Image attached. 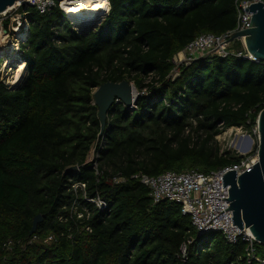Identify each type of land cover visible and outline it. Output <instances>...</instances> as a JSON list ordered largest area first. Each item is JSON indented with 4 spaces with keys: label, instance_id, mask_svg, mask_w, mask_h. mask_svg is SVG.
Segmentation results:
<instances>
[{
    "label": "trees",
    "instance_id": "trees-1",
    "mask_svg": "<svg viewBox=\"0 0 264 264\" xmlns=\"http://www.w3.org/2000/svg\"><path fill=\"white\" fill-rule=\"evenodd\" d=\"M237 1L109 0L107 16L87 34L57 7L29 10L22 77L14 87L0 78V264H264L244 260V240L198 235L179 203H154L131 177L209 173L241 159L221 151L216 136L256 126L264 60L232 52L173 62L198 35L233 30ZM241 49L233 40L230 50ZM122 80L138 92L135 107H110L100 134L93 92ZM93 147L98 174L87 162ZM74 182L106 209L86 203ZM75 198L88 217L71 212ZM37 214L43 220L29 235ZM256 249L264 258V245Z\"/></svg>",
    "mask_w": 264,
    "mask_h": 264
},
{
    "label": "built area",
    "instance_id": "built-area-1",
    "mask_svg": "<svg viewBox=\"0 0 264 264\" xmlns=\"http://www.w3.org/2000/svg\"><path fill=\"white\" fill-rule=\"evenodd\" d=\"M81 1L82 0H18L0 13V39H8L9 48L11 50H9L11 53L10 55L15 54V56H17L19 54L20 45L26 42L29 37L28 14L30 8L35 9L40 14H48L57 7L62 11L64 19L77 30L79 28L91 26V24L96 22L101 23L109 12V0H104L106 2V8L101 14L95 15V17L85 20V22L75 23L68 17L67 12L63 9V4L73 5L75 2L80 3ZM257 1L259 0H238L235 28L220 35L210 33L198 35L182 50L184 55L182 61L187 64L197 57L207 55L225 57L232 52L244 59L255 61L245 47L244 37L234 39L241 42L242 49L238 51L230 50L233 41L230 40V37L233 32L248 28L251 13L244 8H248L247 6ZM52 29L56 36L59 30L56 27ZM55 41L59 42L58 40ZM0 53L1 56H4L0 58V63H7V59L4 58L8 56L4 54V52ZM177 55H179V53ZM175 60L174 57L173 62ZM234 129L239 130L241 127H231L228 130L233 131ZM253 133L257 136V126L254 127ZM239 138L240 140L239 143L235 145L234 153L241 156V159L239 162L230 166L209 173L192 169L182 172L166 171L156 176H150L139 172L133 174L131 177L138 180L148 189L149 196L154 203L163 199L179 203L181 212L190 217L191 224L198 235L219 232L225 241L230 244H236L239 239L244 240L246 242L243 254L244 260L247 262L255 261L264 263V258L258 254L256 249V243L258 242L249 229L245 227L240 228L236 224H232V211L229 209L230 202L228 200L229 187L222 186L223 180L221 178L223 174H226L229 170L236 169L235 172L239 175L250 168L257 159V149L254 153L252 152L253 141L251 140V133L242 132ZM248 140H251V142H248ZM103 143V139H101L98 146L99 149H102L104 146ZM233 143L234 141L232 145ZM90 153H92L91 158L89 154L88 159H90L87 160V162L91 164V168L95 174H98L100 151L93 147ZM124 180L125 179L122 177H117L114 178L113 181L121 182ZM85 187L84 182H74L71 185V188L74 190L78 188L82 190L81 196L86 203L94 205V207L99 210L106 209V202L98 195L92 197L87 196ZM70 209L72 213L77 215V218H82L84 216L88 217L90 213L86 205H82V211H79V202L76 198L72 202ZM84 229L86 231H91L89 227H85ZM33 238H35V236ZM47 240H49V238H47ZM181 252L184 254V247L181 249ZM230 264H240V261H234Z\"/></svg>",
    "mask_w": 264,
    "mask_h": 264
},
{
    "label": "water",
    "instance_id": "water-1",
    "mask_svg": "<svg viewBox=\"0 0 264 264\" xmlns=\"http://www.w3.org/2000/svg\"><path fill=\"white\" fill-rule=\"evenodd\" d=\"M16 1L18 0H0V13ZM247 7L244 9L251 13L248 28L233 32L230 40L244 37L245 47L255 61L264 60V2L259 0ZM82 29L79 28L78 31L82 32ZM136 97L133 83L128 80L106 81L94 90L93 100L98 109L100 134L104 130L109 108L120 102L128 108H133ZM256 126V161L241 174L237 175L236 169L229 170L221 179L222 186L229 187L228 200L229 209L232 211V224L248 228L256 241L264 245V108L258 113ZM72 168L77 169V166ZM42 220L41 214L34 216L29 235L36 231Z\"/></svg>",
    "mask_w": 264,
    "mask_h": 264
},
{
    "label": "rangeland",
    "instance_id": "rangeland-1",
    "mask_svg": "<svg viewBox=\"0 0 264 264\" xmlns=\"http://www.w3.org/2000/svg\"><path fill=\"white\" fill-rule=\"evenodd\" d=\"M99 24L100 23H98V22H96L94 24H91V26H87V27L83 28L82 32L85 33V34L89 33L91 31L95 30L94 28H97V26ZM9 50H10V48H9V44H8V39L7 38L6 39L5 38L4 39H0V52H4V54H6L8 56L7 58H4V59H7V61L9 60V58L10 59H14L11 62H7L8 64L6 62H4V64L0 63V78H3L5 83H7L9 86L14 87L20 81L24 70L19 75V78H18L16 84L13 85L12 84V79H13L15 71L17 69L16 63L19 62L21 59H20L19 54L17 56H15L14 58H11L13 55H10L11 54L10 53L11 50L10 51ZM183 56H184L183 52L182 51L179 52V55L175 56L176 60L174 61V63L176 65L181 64V62H183L182 61L183 60ZM1 57L3 58L4 56L3 55L1 56V53H0V58ZM134 93H135V95H137V93H138L137 90L135 89V87H134ZM253 130H254V128H252V132H251V140L253 141L252 152L253 151L255 152V145L257 144V136L253 133ZM242 132L246 133V132H249V131H247L244 128H241L239 130L238 129L237 130L234 129L233 131L227 130V131H224L221 134L217 135L216 136V141H217L218 146L220 147V150L221 151L229 150V151H231V153L235 154L234 153V148H235V145H237L239 143V140H240L239 137H240ZM233 141H234V143L232 145ZM91 154L92 153H90V158H91Z\"/></svg>",
    "mask_w": 264,
    "mask_h": 264
},
{
    "label": "bare ground",
    "instance_id": "bare-ground-1",
    "mask_svg": "<svg viewBox=\"0 0 264 264\" xmlns=\"http://www.w3.org/2000/svg\"><path fill=\"white\" fill-rule=\"evenodd\" d=\"M106 8V2L104 0H89V1H81L73 3V5H66L63 4V9L67 12L68 17L76 22H85V20H89L92 17H95V15L101 14V12L104 11ZM15 55H13L11 58H14ZM14 59H10L7 62H11ZM16 71L14 74V77L12 79V84L15 85L19 75L25 68V63L21 60L16 63ZM248 142H251V140H248Z\"/></svg>",
    "mask_w": 264,
    "mask_h": 264
}]
</instances>
